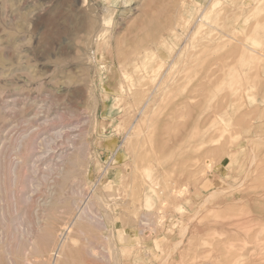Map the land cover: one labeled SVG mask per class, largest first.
Segmentation results:
<instances>
[{"label":"rangeland","instance_id":"obj_1","mask_svg":"<svg viewBox=\"0 0 264 264\" xmlns=\"http://www.w3.org/2000/svg\"><path fill=\"white\" fill-rule=\"evenodd\" d=\"M212 1L0 0V264H264V0Z\"/></svg>","mask_w":264,"mask_h":264},{"label":"bare ground","instance_id":"obj_2","mask_svg":"<svg viewBox=\"0 0 264 264\" xmlns=\"http://www.w3.org/2000/svg\"><path fill=\"white\" fill-rule=\"evenodd\" d=\"M216 2H218V0H213V1L211 2V6H212L213 4H215ZM217 5H218V4H217ZM197 8H198V7H197ZM204 8H205V5H204ZM211 8H212V7H211ZM211 8H209V10H210ZM203 10H204V9H202V12H203ZM209 10H204L205 12H204V13L201 15V17L199 18V21H201L200 24H201L205 19H206V21H207L208 15H210L209 13L211 12V11H209ZM214 10H215V9H214ZM213 13H214V12H213ZM211 15H212V14H211ZM211 15H210V17H211ZM214 16H215V15H214ZM209 19H210V18H209ZM233 20H234V19H233ZM197 23H198V22H197ZM200 24L198 25L199 28L196 26V29L198 28L197 31H198L199 29H201L200 26H201L202 24H201V25H200ZM238 27H239V26H238ZM232 28H234V27H232ZM194 30H195V29H194ZM197 31H196V32H197ZM232 31L235 32L236 30L234 31V29H233ZM196 32H195V33H196ZM199 32H201V31H199ZM193 33H194V32H193ZM193 33H192V34H193ZM231 33H232V32H231ZM238 33H239V32H238ZM148 34H149V33H148ZM148 34H147V35H148ZM153 34H154V32H153ZM234 34H235V33H234ZM234 34H233V35H234ZM194 35H195V34H194ZM194 35H193V36H194ZM199 35H200V34H199ZM233 35H232V36H233ZM221 36H222V35H221ZM235 36H236V35H235ZM187 37H188V36H187ZM190 37H191V36H190ZM206 37H207V36H206ZM208 37H209V36H208ZM219 37H220V36H219ZM219 37H218V38H219ZM236 37H237V36H236ZM140 38H141V37H140ZM192 38H193V37H192ZM192 38H191V39H192ZM195 38H196V37H195ZM210 38H211V40L214 39V38L211 37V36L209 37V39H210ZM212 38H213V39H212ZM234 38H235V37H234ZM205 39H206V38H205ZM235 39H236V38H235ZM237 39H238V38H237ZM237 39H236V40H237ZM240 39H241V38H240ZM139 40H141V39H139ZM174 40H175V39H174ZM188 40H190V39H188ZM193 40H194V39H193ZM245 40H247V38H246ZM157 41H158V40H157ZM207 41H208V42H207V44H208V43H209V40H207ZM239 41H241V40H239ZM247 41H248V40H247ZM190 42H192V40H191ZM200 42H201V41H200ZM233 42H235V41H233ZM256 42H257V41H253L254 44H256ZM198 43H199V41H198ZM205 43H206V41H205ZM212 43H213V42H212ZM215 43H216V42H215ZM219 43H220V42H219ZM222 43H223V42H222ZM236 43H237V42H236ZM241 43H242V42H241ZM244 43H246V42H244ZM244 43H243V44H244ZM139 44H140V41H139ZM186 44H187V43H186ZM190 44H191V43H190ZM200 44H201V43H200ZM226 44H227V43H226ZM157 45H158V44H157ZM170 45H171V44H170ZM170 45H169V47H170ZM209 45H210V44H209ZM216 45H217V44H216ZM216 45H215V46H216ZM240 45H241V44H240ZM247 46H249V45H247ZM135 47H137V46H135ZM204 47H205V46H204ZM236 47H237V46H236ZM240 47H241V46H240ZM150 48H151V47H150ZM178 48H179V47H178ZM213 48H216V47H213ZM238 48H239V46H238ZM241 48H242V47H241ZM243 48H246V44L244 45ZM147 49H148V48H147ZM170 49L172 50V48H170ZM206 49H207V48H206ZM208 49H209V48H208ZM248 49H250V47H249V48H246L245 50H248ZM251 49H252V48H251ZM251 49H250V50H251ZM254 49H255V48H254ZM150 50H151V49H150ZM181 50H183V48H182ZM233 50H234V49H233ZM238 50H239V49H238ZM240 50L242 51L243 49H240ZM245 50L242 51L243 54H244ZM178 51H179V50H178ZM197 51H198V50H197ZM235 51H236V50H235ZM241 51H238V52H241ZM251 51H252V50H251ZM255 51H256V49H255ZM183 52H184V51H183ZM202 52H204V51L202 50ZM238 52L236 51L235 53H238ZM246 52H247V51H246ZM197 53H198V52H197ZM129 54H130V53H129ZM129 54H128V55H129ZM194 54H195V53H194ZM240 54H241V53H240ZM122 55H124V54H122ZM130 55H131V54H130ZM133 55H134V54H133ZM135 55H136V54H135ZM241 55H242V54H241ZM137 56H138V55H137ZM160 56H161V55H160ZM238 56H239V53H238ZM238 56H237V58H238L239 60H241L240 57H238ZM157 57H158V56H157ZM235 57H236V54H235ZM241 57H243V55H242ZM159 58L161 59V57H158V59H159ZM160 59H159V61H160ZM166 59H167V58H166ZM182 59H183V58H182ZM242 59H243V58H242ZM144 60H145V59H144ZM161 60H163V59H161ZM184 60H185V59H184ZM186 60H187V59H186ZM220 60L222 61V59H220ZM178 61H179V60H178ZM178 61H177V62H178ZM180 61H181V60H180ZM180 61H179V63H181ZM232 61H233V60H232ZM167 62H168V61H167ZM175 63H176V62H175ZM179 63H178V64H179ZM183 63H184V61H183ZM225 63H226V62H225ZM134 64H135V63H134ZM136 64H137V63H136ZM156 64H157V63H156ZM160 64H161V63H160ZM176 64H177V63H176ZM178 64L175 65V67L180 65V64H179V65H178ZM218 64H219V63H218ZM165 65H167V64L165 63ZM173 65H174V62H173ZM219 65H221V64H219ZM219 65H218V66H219ZM138 66H139V65H138ZM161 66H162V65H161ZM167 66L169 67V62H168V65H167ZM221 66H222V65H221ZM221 66H220V68H221ZM224 66H225V64H224ZM173 67H174V66H173ZM175 67H174V68H175ZM133 68H134V67H133ZM135 68H136V67H135ZM138 68H139V67H138ZM177 68H178V67H177ZM177 68H176V69H177ZM139 69H140V68H139ZM142 69H143V68L141 67V71H142ZM154 69H155V68H154ZM154 69H153V70H154ZM171 69H172V68H171ZM218 69H219V68H218ZM135 70H136V69H135ZM137 70H138V69H137ZM137 70H136V71H137ZM156 70H157V69H156ZM161 70H162V69H161ZM161 70H160V71H161ZM174 70H175V69H174ZM143 71H144V70H143ZM168 71H169V70H168ZM144 72H146V71H144ZM172 72H173V71H172ZM212 72H213V71H212ZM153 73H155V72L153 71ZM163 73H164V75H165V72H163ZM174 73H176V72H174ZM166 74H167V72H166ZM168 74L170 75V71H169ZM209 74H210V73H209ZM211 74H212V73H211ZM211 74H210V75H211ZM214 74H216V73L213 72L212 76H215ZM140 75H141V74H140ZM155 75H156V73H155ZM161 75H162V73H161ZM169 75H168V77H167V75H166V77H164V78H166V79L164 80V78H163L162 80H164V81L167 82V83L170 82V81H171V77H172V79H173V76H172V75H174V74L172 73L171 77H170ZM210 75H209V76H210ZM126 76H127V77H126ZM126 76H125V78L128 80V74H126ZM142 76H143V75H142ZM152 76H153V75H152ZM156 76H157V75H156ZM123 78H124V74H123ZM130 78H133V77H130ZM152 78H153V77H152ZM167 78H169L170 80L167 79ZM208 78H209V77L207 76V79H208ZM210 78H212V77H210ZM153 79H156V78H153ZM207 79H206V80H207ZM131 80H132V79H131ZM131 80H130V81H131ZM162 80H161V81H162ZM166 80H167V81H166ZM168 80H169V81H168ZM156 81H157V80H156ZM164 81H163V82H164ZM173 81H174V80H173ZM173 81H172V82H173ZM131 82H132V81H131ZM157 83H158V81H157ZM167 83H166V84H167ZM154 84H155V83H154ZM159 84H160V83H159ZM162 84H163V83H162ZM162 84H161V85H162ZM164 84H165V83H164ZM166 84H165V85H166ZM155 85H156V84H155ZM165 85H164V86H165ZM167 85H168V84H167ZM156 86H157V85H156ZM156 86H155V87H156ZM55 87H56V86H55ZM162 87H163V86H162ZM168 87H169V86H168ZM168 87L165 86L166 89H167ZM238 87H239V86H238ZM120 88H122V87H120ZM158 88H161V86H160V87L157 86V90H156V91H159V90H160V89L158 90ZM239 88H240V87H239ZM122 89H123V88H122ZM129 89H130V88H129ZM155 89H156V88H155ZM161 89H162V88H161ZM163 89H164V87H163ZM148 91H149V90H148ZM162 91H165V90H162ZM249 91H250V90H249ZM249 91H248V92H249ZM141 92H142V91H141ZM143 92H144V91H143ZM146 92H147V90H146ZM152 92H153V91H152ZM245 92L247 93V91H244L243 93L245 94ZM124 93H125V92H124ZM138 93H139V92H138ZM138 93H137V94H138ZM165 93H166V92H165ZM167 93H168V92H167ZM239 93H240V92H239ZM159 94H160V93H159ZM162 94H163V92H162ZM162 94H160V95H162ZM248 95H249V94H248ZM227 97H228V96H227ZM249 97H250V95H249ZM251 97H252V96H251ZM243 98H244V97H243ZM226 99H227V98H226ZM227 100H228V99H227ZM232 101H234V100H232ZM220 106H221V104H220ZM216 108H217V107H216ZM236 108H237V107H236ZM217 109H218V108H217ZM253 110H254V109H253ZM37 114H38V113H37ZM31 116H32V115H31ZM57 116H58V115H57ZM45 117H46V116H45ZM50 117H51V116H50ZM41 118H43V117H41ZM45 119H46V118H45ZM44 122H45V121H44ZM51 124H52V123H51ZM54 125H55V124H54ZM225 125H226V124H225ZM55 127H56V126H55ZM41 128H42V127H41ZM133 128H134V127H133ZM46 129H47V128H46ZM133 131H134V130H133ZM47 132H48V131H47ZM38 133H39V132H38ZM51 133H52V132H51ZM52 134H54V132H53ZM55 134H56V133H55ZM54 136H55V135H54ZM34 138H35V137H34ZM34 138H33V139H34ZM49 138H50V136H49ZM51 138H52V137H51ZM31 139H32V137H31ZM22 142H23V141H22ZM28 142L30 143V141H28ZM31 142H32V140H31ZM223 142H224V141H223ZM223 142H222V143H223ZM25 143H27V142H25ZM29 143H28V144H29ZM222 143H221V144H222ZM14 144H15V143H14ZM23 144H24V143H23ZM31 144H32V143H31ZM43 144H44V143H43ZM25 145H26V144H25ZM225 145H226V144H225ZM23 146H24V145H23ZM23 146H21V147H23ZM31 146H32V145H31ZM221 146H222V145H221ZM24 147H25V146H24ZM24 147H23V148H24ZM28 147H29V145H28ZM224 147H225V146H224ZM25 148H27V147H25ZM16 149H17V148H16ZM223 149H224V148L222 147V150H223ZM20 150H21V149H20ZM217 150H218V149H217ZM224 150H225V149H224ZM224 150H223V151H224ZM21 151L25 152L24 150H21ZM29 151H30V150H29ZM19 152H20V151H19ZM23 152H22V153H23ZM30 152H31V151H30ZM30 152H29V153H30ZM217 152H218V151H217ZM224 152H225V151H224ZM224 152H223V153H224ZM210 153H211V152H210ZM214 153H215V152H214ZM223 153H222V154H223ZM225 153H226V152H225ZM33 154H34V153H33ZM218 154H219V153H218ZM218 154H217V155H218ZM206 156H207V155H206ZM22 157H24V156H22ZM31 157H32V156H31ZM215 157H217V156H215ZM220 157H221V156H220ZM207 158L209 159L210 156L208 155ZM204 159H205V158H204ZM208 159H207V160H208ZM213 159H214V158H213ZM25 161H26V160H25ZM43 161H44V160H43ZM208 161H209V160H208ZM213 161H214V160H213ZM14 162H15V161H14ZM16 163H17V162H16ZM17 164H18V163H17ZM208 164H209V163H208ZM210 164H211V163H210ZM204 165H205V164H204ZM10 166H11V165H10ZM13 166H14V163H13ZM205 166H206V165H205ZM209 166H210V165H209ZM15 168H16V166H15ZM149 168H150V167H149ZM207 168H208V167H207ZM210 168H211V167H210ZM12 169L14 170V168H12ZM12 169H11V170H12ZM146 170H147V169H146ZM16 171H17V170H16ZM10 172H11V171H10ZM12 173H13V172H12ZM147 173H148V172H147ZM10 174H11V173H10ZM19 174H20V173H19ZM149 177H150V176H149ZM12 179H13V178H12ZM183 186H184V185H183ZM192 187H193V185H192ZM151 188H152V187H151ZM183 188H184V187H183ZM148 189H149V188H148ZM181 189H182V188H181ZM177 190L179 191V189H177ZM213 190H214V189H213ZM148 191H149V190H148ZM151 191H152L153 193H155L154 190H151ZM182 191H183V189H182ZM182 191H181V193H182ZM107 192H108V191H107ZM117 192H118V191H117ZM179 192H180V191H179ZM179 192H178V193H179ZM184 192H185V191H184ZM200 192H201V191H200ZM149 193H150V192H149ZM211 193H212V192H211ZM155 194H156V193H155ZM155 194H154V195H155ZM109 196H110V193H109ZM143 197H144V198L142 199V202H139V204H141V205L144 207V209L149 208L150 205H151V198H152V197H148V194H145V196H143ZM207 197L209 198L210 196H207ZM26 200H27V199H26ZM166 200H167V199H166ZM139 201H141V200L139 199ZM14 202H16V201H14ZM40 202H41V201H40ZM159 202H160V201H159ZM8 203H9V202H8ZM8 203H7V204H8ZM165 203H166V201H165ZM3 205H5V204H3ZM87 205H88V204H87ZM9 206H11V205H9ZM9 206H8V209L10 208ZM50 206H51V205H50ZM89 206H90V204H89ZM91 206H92V205H91ZM4 207H5V206H4ZM160 207H161V206H160ZM87 208H89V207H87ZM10 209H11V208H10ZM27 209H28V208H27ZM90 209H91V208H90ZM140 209H141V207H140ZM14 210H16V209L14 208ZM28 210H29V209H28ZM85 210H86V209H85ZM146 210H147V209H146ZM12 211H13V210H12ZM136 211H138V210H135V212H136ZM7 212H8V211H7ZM86 212H89V211H86ZM104 212H105V211H104ZM11 213H12V212H11ZM11 213H10V214H11ZM28 213H30V212H28ZM84 213H85V212H84ZM88 214H89V213H88ZM88 214H87V216H89ZM21 215H22V214H21ZM26 215H28V214H26ZM36 215H38V214H36ZM39 215H40V214H39ZM144 215H145V214H144ZM70 216H71V215H70ZM82 216H83V215H81L80 218H81ZM87 216H86V217H87ZM90 217H91V215H90ZM104 217H105V216H104ZM77 218H79V216L76 215V216H75V219L77 220ZM141 218H142V217H141ZM141 218H140V221H141ZM143 218H144V217H143ZM84 219H86V218H84ZM13 220H14V219H13ZM28 220H29V219H28ZM76 220H74V216H73V220L70 219V221L67 222L68 224L65 225V226H66L65 229H66V231H67V234L71 233V231H72V227H73L74 225L77 224V223H75ZM100 220H102V219H100ZM122 220H124V217H123ZM122 220H121V222H123ZM142 220H143V219H142ZM16 221H17V220H16ZM98 221H99V220H98ZM77 222H78V221H77ZM83 223H84V222H83ZM100 223H101V222H100ZM78 224H79V223H78ZM123 224H124V223H123ZM33 225H35V224H33ZM14 226H15V225H14ZM43 227H44V226H43ZM39 228H41V226H40ZM42 229H43V228H42ZM65 229H64V230H65ZM77 229H79V228H77ZM43 230H44V229H43ZM53 230H54V229L51 228V231H53ZM74 231H75V232H74ZM77 231L81 232L80 229L77 230ZM72 232L76 233V230H73ZM123 232H124V231H123ZM43 234H44V233H43ZM61 234H62V233H61ZM67 234L65 235V237H64L62 240H57V241H55L54 246H52L53 248H52V247H51L52 249L50 248L51 252H53V250L56 249V250L54 251V253H55V257H54V259H53V261H52V264H65V263H64V260H65V256H66V255H64V254H65V253H64V249H66V248H65V246L67 245V242H66V241H68V240H66ZM80 234L82 235V232H81ZM1 235H2V234H1ZM48 235H49V234H48ZM81 235H80V236H81ZM51 236H52V235H51ZM43 237H45V235H43ZM69 237H70V236H68V238H69ZM46 238H47V237H46ZM58 238L60 239V236H59ZM104 238H105V237H104ZM106 238H107V237H106ZM0 239H1V237H0ZM42 239H43V238H42ZM49 239H50V238H49ZM40 240H41V238H40ZM47 240H48V238H47ZM69 240H70V238H69ZM71 240H72V241H71ZM71 240H70V243H71V242H74L73 239H71ZM77 240H78V239H77ZM107 240H108V239H107ZM38 241H39V240H38ZM35 242H36V241H35ZM40 242H41V241H40ZM40 242H38V243H40ZM38 243H37V244H38ZM42 243H43V242H42ZM48 245H49V247H50V244H49V243L47 244V246H48ZM71 245H72V243H71ZM40 246H41V247H40ZM36 247H37V246H36ZM39 247H40L39 252H40L41 254H45V253H47V252H46V245H44V244L42 245V244H41V245H39ZM67 247H68V246H67ZM70 247H71V246H70ZM47 248H48V247H47ZM72 248H73V247H72ZM48 249H49V248H48ZM48 249H47V250H48ZM68 249H69V248H68ZM50 250H49V251H50ZM121 250H122V249H121ZM68 252H69V251H68ZM40 253H39V254H40ZM48 253H49V252H48ZM48 253H47V254H48ZM70 253H71V252H70ZM70 253H69V254H70ZM120 253H121V252H120ZM125 253H126V252H125ZM41 254H40V256H41ZM123 254H124V253H123ZM71 255H72V253H71ZM125 255H128V254L126 253ZM33 256H34V255H33ZM48 256H49V255H48ZM41 257H43V256H41ZM49 257H50V256H49ZM43 258H45V257H43ZM66 258H67V257H66ZM25 259H26V258H25ZM26 260H27V259H26ZM45 260H47V259H45ZM66 260H67V259H66ZM39 261H40V260H39ZM39 261H38V262H39ZM43 261H44V260H43ZM43 261H42V263H44ZM30 262H31V261H30ZM48 262L50 263L51 260H50V261L48 260ZM40 263H41V262H40ZM42 263H41V264H42ZM22 264H23V263H22ZM24 264H26V263H24ZM46 264H47V262H46Z\"/></svg>","mask_w":264,"mask_h":264}]
</instances>
